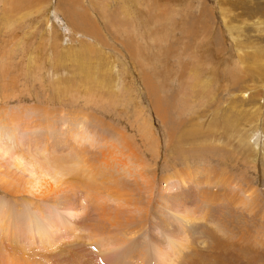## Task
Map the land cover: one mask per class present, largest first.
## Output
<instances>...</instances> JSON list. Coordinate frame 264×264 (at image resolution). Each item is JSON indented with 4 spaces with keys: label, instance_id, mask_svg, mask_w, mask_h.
<instances>
[{
    "label": "rangeland",
    "instance_id": "rangeland-1",
    "mask_svg": "<svg viewBox=\"0 0 264 264\" xmlns=\"http://www.w3.org/2000/svg\"><path fill=\"white\" fill-rule=\"evenodd\" d=\"M183 232L168 264H264V0H0V264Z\"/></svg>",
    "mask_w": 264,
    "mask_h": 264
},
{
    "label": "bare ground",
    "instance_id": "bare-ground-1",
    "mask_svg": "<svg viewBox=\"0 0 264 264\" xmlns=\"http://www.w3.org/2000/svg\"><path fill=\"white\" fill-rule=\"evenodd\" d=\"M8 141V140H7ZM19 158V157H18ZM29 159V158H28ZM19 163H20V161H19V159L17 160ZM62 161V160H61ZM17 162V163H18ZM26 162V161H25ZM40 162V161H39ZM57 162V161H56ZM41 165V164H40ZM19 166V165H18ZM56 167V166H55ZM58 168V167H57ZM62 171H63V169H62ZM66 174V173H65ZM183 185L184 184H186L183 180H181L180 181ZM178 199V198H177ZM207 200V199H206ZM171 211V210H170ZM173 214H174V216L176 215H178V213L176 212V210H173L172 209V211H171ZM184 214V213H183ZM180 218H181V220L179 221V222H183V224H185L186 226L189 224V223H192V222H194V218H192V219H190L191 217H188V216H179ZM103 220H104V218H102ZM54 225V224H53ZM52 227V226H51ZM184 229V228H183ZM77 232H75V234H76ZM184 234H182V235H186L185 234V232H183ZM70 238V237H69ZM73 239V238H72ZM72 239H70L71 241H72ZM78 240H80L81 238H77ZM187 240H189V236L188 235H186V241L184 242V241H182V240H174L173 238L171 239V238H168V240H167V244L169 245V247H170V249L168 250L169 252H168V255L166 256V258H167V264L169 263V262H171V261H173V260H176V262H178L180 259L179 258H181L180 256H179V253L182 255L183 254V252L185 251V248L187 247V245H188V242H187ZM70 241V242H71ZM69 241H68V243H70ZM72 242H75V241H72ZM96 242V241H95ZM98 242V241H97ZM88 243V241L86 240V239H84V246L86 247V244ZM91 243V242H90ZM257 241H256V245H257ZM96 244V243H95ZM98 245L100 246V244L98 243ZM96 247H97V244L95 245ZM99 246L97 247V250H98V252H99V254L100 255H102V253H103V250H104V248H101L100 247V249H99ZM256 247H258V246H256ZM55 248H57V247H55ZM12 249V248H11ZM53 250V249H52ZM20 251V250H19ZM22 251V250H21ZM24 251H26V250H24L23 249V251H22V253L24 254L25 252ZM27 252V251H26ZM33 252V251H32ZM14 258V257H13ZM23 260L25 261V262H27V260L28 259H26V258H24L23 257ZM16 261V260H15ZM18 262V261H17ZM180 262V261H179ZM178 262V263H179Z\"/></svg>",
    "mask_w": 264,
    "mask_h": 264
},
{
    "label": "crops",
    "instance_id": "crops-1",
    "mask_svg": "<svg viewBox=\"0 0 264 264\" xmlns=\"http://www.w3.org/2000/svg\"><path fill=\"white\" fill-rule=\"evenodd\" d=\"M26 263L32 264V263H30V262H29V260H27V262H26Z\"/></svg>",
    "mask_w": 264,
    "mask_h": 264
}]
</instances>
